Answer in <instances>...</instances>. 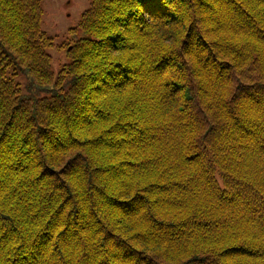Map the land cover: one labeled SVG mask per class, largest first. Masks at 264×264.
<instances>
[{
  "label": "trees",
  "instance_id": "1",
  "mask_svg": "<svg viewBox=\"0 0 264 264\" xmlns=\"http://www.w3.org/2000/svg\"><path fill=\"white\" fill-rule=\"evenodd\" d=\"M42 14L0 0V264H264V0Z\"/></svg>",
  "mask_w": 264,
  "mask_h": 264
},
{
  "label": "rangeland",
  "instance_id": "2",
  "mask_svg": "<svg viewBox=\"0 0 264 264\" xmlns=\"http://www.w3.org/2000/svg\"><path fill=\"white\" fill-rule=\"evenodd\" d=\"M89 0H41L43 8L42 29L54 37V41H60L63 34L67 33L69 26L75 25L80 14L87 7ZM65 33V34H66ZM47 50L52 56L53 68L63 57V51L56 46L48 47Z\"/></svg>",
  "mask_w": 264,
  "mask_h": 264
},
{
  "label": "bare ground",
  "instance_id": "3",
  "mask_svg": "<svg viewBox=\"0 0 264 264\" xmlns=\"http://www.w3.org/2000/svg\"><path fill=\"white\" fill-rule=\"evenodd\" d=\"M195 7L197 8V6H195ZM194 9H195V8H194ZM225 9H226V8H225ZM225 9H224L223 11H225ZM226 10H227V11H226L225 13L228 14V13H229V12H228L229 9L227 8ZM230 12H232V11H230ZM230 14H231V13H230ZM220 15H221V14H220ZM220 15H219V16H220ZM225 15H226V14H224V16H225ZM224 16H223L222 18H224ZM226 16H227V15H226ZM219 19H220V18H219ZM225 31H226V30H225ZM100 86H101V85H100ZM112 89H113V88H112ZM117 89H119V88H117ZM245 89H246V88H245ZM248 89H249V88H248ZM115 90H116V89H115ZM115 90H114V91H115ZM119 90H120V89H119ZM119 90H118V91H119ZM121 90H122V89H121ZM241 90H242V89H241ZM112 91H113V90H112ZM118 91H117V93H119ZM124 92H125V91H124ZM128 92H129V91H128ZM110 93H111V92H110ZM117 93H116V91H115L114 93L111 94V96L114 95V94H117ZM248 93H249V92H248ZM102 94H104V93H102ZM99 95H101V92H100ZM120 95H122V94H120ZM125 95H126V94H125ZM101 96H102V95H101ZM97 97H99V96H97ZM104 97H105V96H104ZM109 97H110V96H109ZM116 97H118V95H117ZM116 97H115V99H114V96H113V97H111V99L113 98V100H116ZM121 97H124V96H121ZM102 98H103V96H102L101 98L99 97L100 100H102ZM119 98H120V97H119ZM106 99H108V97H107ZM111 99H110V101H111ZM96 100H98V99H96ZM100 100L97 101V102L100 103ZM113 100H112V101H113ZM119 100H121V98H120ZM103 101H104V100H103ZM105 101H106V100H105ZM117 101H118V98H117L116 102H117ZM108 102H109V101L107 100V102H105V103H108ZM116 102L114 101L113 103L116 104ZM119 102L122 103V101H119ZM99 103H98V104H99ZM110 103H111V102H110ZM121 103H120V104H121ZM100 104L102 105V102H101ZM100 104H99V105H100ZM115 104H114V105H115ZM117 104H118V102H117ZM117 104H116V105H117ZM120 104H119V105H120ZM87 105H88V102H87ZM103 105H104V104H103ZM121 105L123 106L124 103H122ZM107 106H108V105H107ZM122 106H121V107H122ZM87 107H88V106H87ZM118 107H119V106H118ZM124 107H125V105L123 106V109H124ZM86 109H87V108H86ZM89 110H90V106H89L88 111H89ZM88 111H87V112H88ZM114 130H115V133H116V129H113V130L111 129V130H110V131H111L110 134H112ZM115 133H113V135H114ZM117 133H118V132H117ZM117 135H119V134H117ZM117 135H116V136H117ZM111 136H112V135H111ZM116 136L114 135L113 137L115 138ZM152 230H154V229H152ZM153 232H154V231H153ZM153 232H152V233H153Z\"/></svg>",
  "mask_w": 264,
  "mask_h": 264
}]
</instances>
